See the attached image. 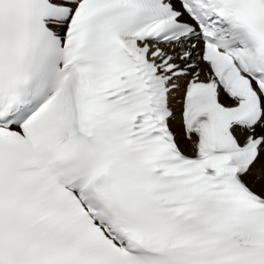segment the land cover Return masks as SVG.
<instances>
[{
    "label": "snow or ice",
    "instance_id": "1",
    "mask_svg": "<svg viewBox=\"0 0 264 264\" xmlns=\"http://www.w3.org/2000/svg\"><path fill=\"white\" fill-rule=\"evenodd\" d=\"M0 264H264V0H0Z\"/></svg>",
    "mask_w": 264,
    "mask_h": 264
}]
</instances>
